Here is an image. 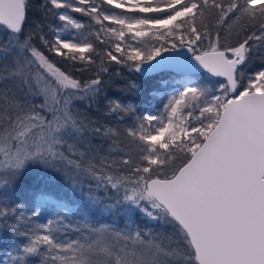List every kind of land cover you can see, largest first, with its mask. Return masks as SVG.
Listing matches in <instances>:
<instances>
[{
  "label": "snow or ice",
  "instance_id": "1",
  "mask_svg": "<svg viewBox=\"0 0 264 264\" xmlns=\"http://www.w3.org/2000/svg\"><path fill=\"white\" fill-rule=\"evenodd\" d=\"M28 4L29 0H0V26L10 32L9 47L14 42L17 52L9 77L28 84L31 91L33 77L26 69L38 63L56 87L45 82L38 88L35 94L43 97L40 104L0 93V158L7 169L0 172L5 177L0 195H7L8 186L30 164L51 166L63 155L57 149L86 131L61 89L66 94L75 90L71 95L76 98H83L78 93L94 97L102 83L95 78L81 85L32 44L31 33L21 40ZM47 4L90 16L101 25L95 33L101 43L106 42V34L115 37L117 42L103 53L108 61L137 72L147 64L146 71L168 67L178 74H192L198 68L185 58L157 59L164 52L186 49L199 66L227 83L219 87V94L187 83L168 100L165 115H143L136 128L128 130L140 143V155L136 162L129 157L121 163L133 175L97 177L123 190L127 213L138 209L153 220L172 222L186 250L171 252L145 244L138 231L116 233L124 241L119 243L109 238L107 228H93L90 236L65 240L61 229L49 221L24 232L13 229L26 241L17 248L16 259L25 264H161V255L182 252L190 264H264V71L250 76L246 84L242 76L252 51L264 49V0H47ZM104 5L122 13L108 14ZM58 18L75 29L83 27L67 11ZM257 21L259 33L250 32L235 46L227 43L230 35H239ZM234 26H238L235 33ZM220 29L227 30L223 44ZM36 31L49 52L68 61L93 65L102 55L86 37L57 34L49 41L42 25ZM149 40L157 43L148 46ZM202 41L208 42L207 50L197 52ZM40 79L37 74V84ZM193 108H197L195 116ZM117 110L130 108L117 103L113 111ZM193 118L196 123H190ZM4 208L9 211L0 208V222L10 216L11 205ZM33 215L40 213L34 210Z\"/></svg>",
  "mask_w": 264,
  "mask_h": 264
},
{
  "label": "trees",
  "instance_id": "2",
  "mask_svg": "<svg viewBox=\"0 0 264 264\" xmlns=\"http://www.w3.org/2000/svg\"><path fill=\"white\" fill-rule=\"evenodd\" d=\"M103 10H116L122 13V10L108 5H104ZM59 11L60 9L52 8L47 4V0H29L21 40L27 39L31 33L32 44L41 50L55 67L70 74L81 85L95 78H100L102 83L94 97L78 93L83 98H76L71 95L75 90L69 89L66 94L65 90L61 89V96L70 99V111L77 120L87 126L86 131L79 139L70 138L66 144L60 146L57 151L63 155L54 160L51 166L43 162L30 164L23 176L8 186L7 195H0V208L9 211L8 208H4V205H11L8 220L0 222V264H25L24 261L16 259L18 255L16 250L26 241L13 229L24 232L32 226L47 224L49 221L53 222L54 227L61 229L65 240L90 236V229L93 228H107L110 230L109 238L119 243L124 241L119 240L116 233L131 232L135 235L138 231L145 244L159 245L171 252L186 250L176 226L166 218L153 220L143 211L134 209L135 231L129 230L125 216L120 212L124 206H129L122 199L123 190L113 189L106 181L97 179L102 174L133 175L129 166L121 163L122 158L129 157L136 162L140 155V143L128 135V130L136 128L143 115H165L168 100L180 91V86L175 79L176 74L171 71L137 74L126 65L108 61L103 53L109 50L115 39L111 34H106L105 43L97 40L95 33L101 25L96 23L94 24L96 32L89 35V40L102 55L95 58V64L68 61L56 56L54 52H49L40 41L36 27L38 24L42 25L46 39L53 41L54 29L61 24L58 18ZM75 14L78 18L94 21L83 13ZM209 23L211 24L212 21ZM105 24L107 25L108 22ZM237 28L238 26H234L233 33ZM259 28V21H257L239 35H230L227 43L235 46L250 32L259 33ZM212 31L215 32L216 29L213 27ZM220 31L223 44V36L227 30L220 29ZM10 37V32L4 26H0V93L5 96H14L21 101L27 100L40 104L43 102V97L35 93L45 82L55 88L54 78L38 63H33L26 69L28 75L33 77L31 91L27 90V85L20 79L10 78L9 70L17 54L14 42L13 46L9 47ZM156 43L154 40H149L148 46ZM198 44L197 52L207 50V41L198 42ZM113 53L119 56L114 49ZM28 55L30 57V53ZM102 67H107L108 71H101ZM260 70L264 71V49H254L246 67L243 68V82L246 84L248 78ZM202 73L206 78H200L197 84L206 86L217 93V86L223 80L212 76L207 71ZM37 74L41 78L39 84L35 80ZM117 103L130 110L113 111ZM196 114L197 108H193V115ZM97 128L101 131L96 132ZM69 144L73 147L69 148ZM6 170L4 168L0 172ZM4 179L5 177L0 176V190L3 189ZM41 194H50L69 204L78 203L81 206V212H71L55 205H40L37 203V197ZM34 210H38L40 215L34 216ZM159 260L161 264H190L182 252L175 256L161 255Z\"/></svg>",
  "mask_w": 264,
  "mask_h": 264
},
{
  "label": "rangeland",
  "instance_id": "3",
  "mask_svg": "<svg viewBox=\"0 0 264 264\" xmlns=\"http://www.w3.org/2000/svg\"><path fill=\"white\" fill-rule=\"evenodd\" d=\"M65 11H67V14L72 19H74L77 23L82 24L83 27L80 28V29H75L71 25H68L65 21H61V24L57 28L54 29L53 38L55 39L57 34H60L62 38H67L70 35L71 36L79 35L81 37H86L89 40V35L91 33H95L96 32V30L94 29L95 21L92 22V21H90L87 18H84V19L78 18L75 13H77V14H80V13L73 12V11L66 10V9H60L58 14L64 13ZM105 12H107L108 14H121L120 12H118L116 10L115 11H105ZM110 26L116 27L115 25H110ZM65 29H67V31H65ZM113 39H115V37H113ZM125 40L127 41L128 37H126ZM115 42H117V41L115 40L114 43ZM129 42L132 43L133 46H136L135 42H131V41H129ZM260 71H262V70H260ZM202 72H204V71H202ZM202 72L192 73V74H184L183 77H180V75H176L175 79H176L177 84H179V86H180V91L183 89V87H185L187 85V83L197 84V81L200 78L205 79L206 76ZM256 73H254V75ZM225 83L226 82L223 80L221 83L218 84L217 89L219 90V87L222 84H225ZM26 85H27V90L29 91V85L28 84H26ZM216 94H219V91ZM190 123H196L194 118L190 121ZM4 168H6V165L3 163V159L0 158V171L3 170ZM37 203L40 204V205H55L57 207L65 208L66 210L71 211V212H81L80 204H78V203L69 204L66 201H64L63 199H57V198L53 197L50 194H41V195H39L37 197ZM127 207H129V206H124L121 209L120 212L125 216V221H126L128 229L135 231L134 210L131 212V214H129L126 211Z\"/></svg>",
  "mask_w": 264,
  "mask_h": 264
},
{
  "label": "water",
  "instance_id": "4",
  "mask_svg": "<svg viewBox=\"0 0 264 264\" xmlns=\"http://www.w3.org/2000/svg\"><path fill=\"white\" fill-rule=\"evenodd\" d=\"M176 57H181V58H185L190 64L196 65V67L198 68V71L194 72V73H199L202 71H207L206 69H204L202 66L198 65V62H196L194 60V55L192 52H188L186 49L180 50V51H168V52H164L162 53L161 57H158V60H162V61H167V60H172ZM153 64H155V61H153ZM149 67V65L145 64L142 66V70L140 72L135 71L134 68H132V70L134 72H136L137 74H149V73H155V72H161V71H171L173 73H175L176 75H180V77H183L184 74H178L176 73L174 70L168 68V67H162L159 68L156 71H146V69ZM208 72V71H207ZM221 78V80H224L226 83V78L224 77H219Z\"/></svg>",
  "mask_w": 264,
  "mask_h": 264
}]
</instances>
